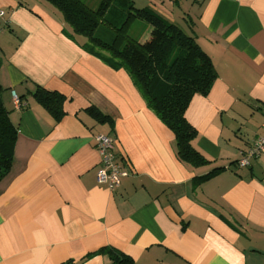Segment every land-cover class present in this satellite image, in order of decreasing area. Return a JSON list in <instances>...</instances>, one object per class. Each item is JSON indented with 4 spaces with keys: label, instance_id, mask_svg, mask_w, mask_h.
Wrapping results in <instances>:
<instances>
[{
    "label": "crops",
    "instance_id": "0c3cea01",
    "mask_svg": "<svg viewBox=\"0 0 264 264\" xmlns=\"http://www.w3.org/2000/svg\"><path fill=\"white\" fill-rule=\"evenodd\" d=\"M132 1L187 24L214 63L210 92L186 110L198 131L193 145L209 163L179 158L174 132L126 66L95 52L55 5L0 0V86L18 128L0 180V264L77 262L105 246L137 264H264V155L237 165L263 134L264 0ZM38 86L65 95L61 119L35 99ZM91 107L110 118L100 121ZM100 133L113 138L128 172L113 190L97 180Z\"/></svg>",
    "mask_w": 264,
    "mask_h": 264
},
{
    "label": "trees",
    "instance_id": "16d2710c",
    "mask_svg": "<svg viewBox=\"0 0 264 264\" xmlns=\"http://www.w3.org/2000/svg\"><path fill=\"white\" fill-rule=\"evenodd\" d=\"M47 1L63 13L76 34L88 37L95 52L107 51L115 66H126L148 105L174 132L179 158L193 166L208 164L209 160L193 145L198 131L187 119L186 110L195 95L210 92L218 73L196 36L151 9L136 7L132 0H100L96 8L83 0ZM134 19L151 26L147 40L142 42L127 33ZM105 25L114 28L113 35L107 33ZM2 91L0 86V180L13 165L18 137ZM33 95L57 120L65 115L64 94L38 86ZM88 110L100 121L110 118L94 107ZM220 169H213L197 180L205 181ZM101 254H108L111 264H137L131 256L110 246L89 252L77 262L68 260L63 264H81Z\"/></svg>",
    "mask_w": 264,
    "mask_h": 264
},
{
    "label": "built area",
    "instance_id": "2783aa9c",
    "mask_svg": "<svg viewBox=\"0 0 264 264\" xmlns=\"http://www.w3.org/2000/svg\"><path fill=\"white\" fill-rule=\"evenodd\" d=\"M4 17L5 11L0 10V18ZM12 94L15 104L19 106L21 104L20 97L14 90ZM94 139L101 159V167L97 173V180L100 184H105L113 190L120 186L122 177L126 176L128 172L123 170L117 161L114 152V140L111 136L100 133L97 134ZM262 155H264V124L263 134L260 135L249 148L241 151V156L237 160V165L240 167L248 166L251 158Z\"/></svg>",
    "mask_w": 264,
    "mask_h": 264
},
{
    "label": "rangeland",
    "instance_id": "374dc122",
    "mask_svg": "<svg viewBox=\"0 0 264 264\" xmlns=\"http://www.w3.org/2000/svg\"><path fill=\"white\" fill-rule=\"evenodd\" d=\"M83 1L86 2L88 5H90V7L96 8L100 0H83ZM146 25L147 23L145 21L141 19H134L128 26L127 33L134 37L140 38ZM185 25L187 24H184V27H183L184 30L186 29ZM105 28L109 30V32H107L109 35L114 34L115 32L114 28H112L110 25H105ZM189 32L191 31L188 30V33Z\"/></svg>",
    "mask_w": 264,
    "mask_h": 264
}]
</instances>
